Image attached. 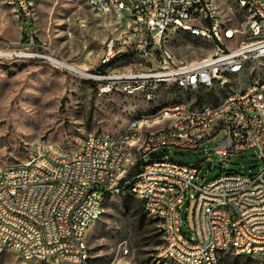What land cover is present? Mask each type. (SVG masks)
<instances>
[{
    "label": "built area",
    "instance_id": "obj_1",
    "mask_svg": "<svg viewBox=\"0 0 264 264\" xmlns=\"http://www.w3.org/2000/svg\"><path fill=\"white\" fill-rule=\"evenodd\" d=\"M2 1L24 22L34 17L35 0ZM85 1L120 29L107 39L98 72L38 52L28 57L88 80L97 97H141L149 111L117 138L90 135L78 150L46 151L4 169L0 247L24 264H91L88 233L106 197L127 193L160 224L154 264H226L228 255L264 264V77L240 84L253 64L264 62V0ZM177 33L209 48L207 55L178 61L167 47ZM35 47L30 37L27 51ZM125 59L132 66L115 67ZM164 90L224 96L216 103L160 104ZM171 148L204 151L212 164L254 151L263 167L205 182L203 160H169ZM191 205L192 228L183 217Z\"/></svg>",
    "mask_w": 264,
    "mask_h": 264
},
{
    "label": "rangeland",
    "instance_id": "obj_2",
    "mask_svg": "<svg viewBox=\"0 0 264 264\" xmlns=\"http://www.w3.org/2000/svg\"><path fill=\"white\" fill-rule=\"evenodd\" d=\"M34 7V17L28 21L32 24L29 37L37 41L38 47L27 51V43L23 41L24 21L0 0V173L46 151L78 150L90 135L117 138L130 121L150 108L141 97L120 94L97 97L88 80L28 57L38 52L98 72L107 39L120 31L114 18L97 15L85 0H35ZM167 47L180 62L201 58L209 49L179 33L167 42ZM130 66L131 61L125 59L115 67ZM263 77L264 62L255 63L242 76L240 84L260 81ZM223 96L206 92L185 94L177 90L168 94L164 90L159 103L168 100L216 103ZM219 139L205 148L215 146ZM165 151L167 159L178 163L192 165L203 160L205 166L200 179L205 182L229 170L256 174L263 167L254 151L244 152L229 162L215 159L213 164L206 161L208 154L204 151L174 148ZM214 167L222 168L214 170ZM186 216L192 228L193 205L183 214L184 219ZM87 240L91 264L120 261L154 264L163 243L159 222L144 212L138 198L127 193L106 197L104 214L90 229ZM0 264L24 263L17 252L0 247ZM226 264L262 263L228 255Z\"/></svg>",
    "mask_w": 264,
    "mask_h": 264
},
{
    "label": "trees",
    "instance_id": "obj_3",
    "mask_svg": "<svg viewBox=\"0 0 264 264\" xmlns=\"http://www.w3.org/2000/svg\"><path fill=\"white\" fill-rule=\"evenodd\" d=\"M25 26H26V30L24 31V42L27 43L29 42V36L32 34V24L31 22H24ZM37 42V41H36ZM140 166H141V163L138 164L135 168H133L127 175L126 177V180H129L131 179L132 177H134L135 175H137L140 171ZM124 182V181H123ZM161 230V229H160ZM237 258H241V257H237Z\"/></svg>",
    "mask_w": 264,
    "mask_h": 264
},
{
    "label": "water",
    "instance_id": "obj_4",
    "mask_svg": "<svg viewBox=\"0 0 264 264\" xmlns=\"http://www.w3.org/2000/svg\"><path fill=\"white\" fill-rule=\"evenodd\" d=\"M222 167H214V170L215 169H221ZM228 172H235L234 170H229Z\"/></svg>",
    "mask_w": 264,
    "mask_h": 264
},
{
    "label": "bare ground",
    "instance_id": "obj_5",
    "mask_svg": "<svg viewBox=\"0 0 264 264\" xmlns=\"http://www.w3.org/2000/svg\"><path fill=\"white\" fill-rule=\"evenodd\" d=\"M71 68L73 67H75V66H77V65H70V64H68ZM80 67V66H79ZM80 68H82V67H80ZM83 70H86V69H84V68H82Z\"/></svg>",
    "mask_w": 264,
    "mask_h": 264
}]
</instances>
